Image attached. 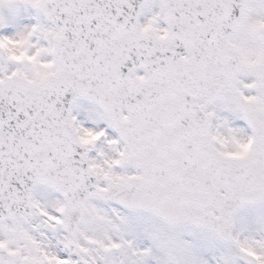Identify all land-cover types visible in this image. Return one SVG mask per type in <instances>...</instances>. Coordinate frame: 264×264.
<instances>
[{
	"label": "water",
	"instance_id": "95a60500",
	"mask_svg": "<svg viewBox=\"0 0 264 264\" xmlns=\"http://www.w3.org/2000/svg\"><path fill=\"white\" fill-rule=\"evenodd\" d=\"M146 1L40 0L37 3V9L47 12V20L55 24L62 35L56 42L54 55L62 75L47 80L35 93L13 78L0 84V221L4 217L23 219L29 216L28 191L37 184H43L70 201L62 213L61 225L70 233L82 218L85 200L96 195V179L87 169L85 150L73 138L66 142V150L59 158H46L54 153L49 146L53 138H49V126L42 123L38 134L33 136L37 145L33 169L17 176L8 175L6 180L4 165L13 162L7 152L13 150L11 144L18 146V142L7 137V132L11 131L13 137L21 134V127L17 129V113L24 110L25 104L21 95L3 92L11 85H17L15 88L19 91L23 88L29 98L41 106L54 104L60 110L65 107L63 122L66 121L67 107L74 98L93 101L110 116L124 145L129 148L134 144V153L125 157L119 169L138 166L144 173L141 178L107 185L102 198L108 203L154 215L169 227H201L221 241L231 236L229 219L236 210L248 204L264 203V61L259 77L263 102L258 108L241 103L242 114L253 138L247 158L234 160L212 155L210 144H195L196 138H207L211 127L209 120L204 126L198 125L199 114L196 113L192 114V119L184 120L183 126L179 125L182 129L175 128L179 136L174 137L172 145L157 152L149 150L144 153L141 142L144 139L135 141L124 130H127L124 125L128 123L130 126L131 122L120 119L114 109L122 105L132 112L130 101L133 92L128 88L127 77L133 70L142 68L152 77L138 86V91L143 95L149 89L154 92L161 84L158 80L161 54L171 44L170 39L167 42L154 40L148 34L139 33L136 14ZM259 1L229 0L227 15L231 28L220 40L214 41L215 50L204 51L202 57V52L192 50L186 67L179 58L171 61L172 76L179 81L184 79V93L194 91L195 103L216 100L225 84L235 78L239 58L227 49V38L239 25L244 9ZM172 36L175 38L176 34L171 33ZM173 49L181 51V46L175 44ZM177 68L190 71L181 72ZM68 71L72 73L70 77L65 74ZM108 97L116 98L107 100ZM26 107L32 109L33 105L27 103ZM44 121L49 122V119ZM67 156L71 158L66 159ZM218 187L226 191L227 197L219 194ZM211 210L219 216L213 217ZM6 256L7 253L0 248V258Z\"/></svg>",
	"mask_w": 264,
	"mask_h": 264
},
{
	"label": "rangeland",
	"instance_id": "374dc122",
	"mask_svg": "<svg viewBox=\"0 0 264 264\" xmlns=\"http://www.w3.org/2000/svg\"><path fill=\"white\" fill-rule=\"evenodd\" d=\"M37 1L0 0V81L15 77L37 86L58 72L52 57L57 30L36 10ZM245 18L246 27L233 39L241 57L238 77L207 109L215 117L211 134L215 152L225 155H244L249 149L237 99L261 101L255 69L262 53L252 29L264 23V3L250 8ZM138 24L142 31L161 36L159 1L151 0L141 9ZM248 24L254 25L250 29ZM142 77L136 72L131 79ZM70 117L78 139L92 151L89 168L100 191L106 183L139 174L116 170L126 151L96 107L77 101ZM31 197L34 210L29 219L0 223V245L10 253L5 264H25L26 259L48 264H264V205L236 212L231 219L232 237L220 242L199 228L169 229L153 217L125 212L104 203L99 195L86 202L74 234L65 235L59 218L62 200L44 187L36 188Z\"/></svg>",
	"mask_w": 264,
	"mask_h": 264
}]
</instances>
